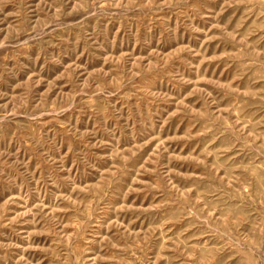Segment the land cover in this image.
<instances>
[{"label": "rangeland", "instance_id": "1", "mask_svg": "<svg viewBox=\"0 0 264 264\" xmlns=\"http://www.w3.org/2000/svg\"><path fill=\"white\" fill-rule=\"evenodd\" d=\"M0 264H264V0H0Z\"/></svg>", "mask_w": 264, "mask_h": 264}]
</instances>
